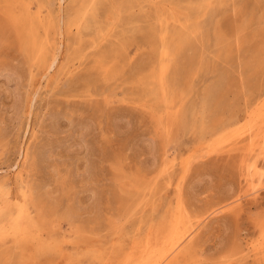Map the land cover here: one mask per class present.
<instances>
[{
	"label": "rangeland",
	"instance_id": "1",
	"mask_svg": "<svg viewBox=\"0 0 264 264\" xmlns=\"http://www.w3.org/2000/svg\"><path fill=\"white\" fill-rule=\"evenodd\" d=\"M263 104L264 0H0V264H264Z\"/></svg>",
	"mask_w": 264,
	"mask_h": 264
},
{
	"label": "bare ground",
	"instance_id": "2",
	"mask_svg": "<svg viewBox=\"0 0 264 264\" xmlns=\"http://www.w3.org/2000/svg\"><path fill=\"white\" fill-rule=\"evenodd\" d=\"M110 24V23H109ZM57 58L54 57L51 64L49 65V68L46 70H51L54 68V66H56L57 64ZM43 76V75H42ZM20 80V79H19ZM38 90V88H37ZM31 96V95H30ZM29 99V98H28ZM34 99V98H33ZM32 101V100H31ZM31 103V102H30ZM33 105V104H32ZM262 107L264 108V104L262 105ZM253 119V118H252ZM258 119V118H257ZM147 139V138H146ZM147 141V140H146ZM150 142V141H148ZM82 145V144H81ZM145 145V144H144ZM75 147V146H74ZM165 147V146H164ZM150 148V147H149ZM148 150V149H147ZM154 150V149H153ZM152 150V151H153ZM149 151V150H148ZM154 152V151H153ZM157 153V152H156ZM155 153V154H156ZM152 157V156H151ZM27 159V158H26ZM151 161V160H150ZM154 163V161H153ZM156 164V163H155ZM228 199V198H227ZM231 199V198H230ZM235 203V202H234ZM226 205V204H225ZM235 206V205H234ZM220 208V207H219ZM225 208V206H224ZM228 208V207H227ZM226 208V209H227ZM233 208V207H231ZM213 209V208H212ZM208 210V209H207ZM211 210V209H210ZM222 210V209H221ZM225 210V209H224ZM228 210V209H227ZM212 212V211H211ZM221 212V211H219ZM216 214L218 215V211H214L211 214H207L206 217H204L203 214V218L204 220H201L199 222V226L198 228L200 229L202 225H206L208 223L209 220H212V218H214L216 216ZM1 215V214H0ZM201 216V215H200ZM187 217V216H186ZM19 218L20 219H24L21 223H17L15 230L16 233H20L21 237H25L28 234V230L29 227L26 226L27 223V217L26 214L23 210L19 211ZM189 218V217H188ZM191 220V219H190ZM29 222V221H28ZM190 222V221H189ZM197 222V221H195ZM183 223V219H181V217H177L175 219V224L172 226L171 230L168 232L167 237L165 238V240H163L158 247L155 249L154 247H147L146 250L144 251L145 254H143V256L140 257V260L138 262H136V264H168L170 259L172 257H175L176 254H178L177 251V247L180 246L181 244V240H182V232H181V226ZM28 225V223H27ZM195 226V225H193ZM192 226V227H193ZM196 227V226H195ZM6 228V227H5ZM197 228V229H198ZM196 231V230H195ZM195 233V232H194ZM4 235V234H3ZM20 236V235H19ZM263 237V235H262ZM19 239V238H18ZM22 239V238H21ZM26 239V238H25ZM31 239V238H30ZM264 239V238H263ZM24 241V240H23ZM24 243V242H23ZM263 244V243H262ZM264 245V244H263ZM131 262V258H127V260L125 261V264H129ZM132 263L134 264V262L132 261Z\"/></svg>",
	"mask_w": 264,
	"mask_h": 264
}]
</instances>
